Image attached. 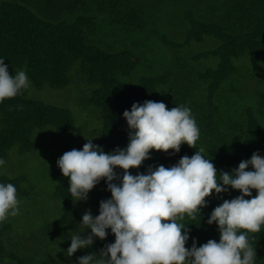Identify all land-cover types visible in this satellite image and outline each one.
<instances>
[{
	"label": "trees",
	"instance_id": "trees-1",
	"mask_svg": "<svg viewBox=\"0 0 264 264\" xmlns=\"http://www.w3.org/2000/svg\"><path fill=\"white\" fill-rule=\"evenodd\" d=\"M205 38L218 46L193 54L194 45ZM157 54L164 72L141 76L154 69L150 61ZM0 58L10 75L25 71L37 92L61 94L63 105L29 98V87L0 103L4 161L15 147L19 154L38 149L39 133H50L60 150L47 161L81 150L88 132L75 120L83 117L99 123L93 144L106 153L124 148L129 130L123 112L133 103L160 102L161 89L169 94L168 109H191L200 139L194 148L182 144L175 154L150 151L151 159L139 169H129L131 174L145 173L150 165L172 166L200 149L218 173L231 172L254 152L264 157V0H0ZM207 60H216V67L198 71ZM116 172L123 174L119 168ZM50 174L57 179L52 200L62 203L64 213L45 231L56 242L70 244L73 231H84L82 215L90 210L97 216L99 202L111 194L101 180L86 201L74 203L68 178L60 170L51 169ZM0 182L12 183L17 194L25 195L19 188L21 179L0 177ZM239 195L230 188L220 197L213 194L206 198L201 218L185 217L182 222L190 236L185 247L191 248L192 238L197 247L210 239L219 242L217 225H208L207 219L224 199ZM7 230L6 222L0 223V260L5 257L2 237ZM107 231L104 241L94 240L97 253L114 243V235ZM249 240L256 248L257 264H264V226L250 233ZM10 260L21 264L15 256Z\"/></svg>",
	"mask_w": 264,
	"mask_h": 264
},
{
	"label": "clouds",
	"instance_id": "clouds-1",
	"mask_svg": "<svg viewBox=\"0 0 264 264\" xmlns=\"http://www.w3.org/2000/svg\"><path fill=\"white\" fill-rule=\"evenodd\" d=\"M4 61L0 58V103L30 84L23 70L10 75ZM123 119L129 130L124 148L106 153L93 144V137L86 139L81 150L67 151L56 162L68 178L74 203L86 201L101 180L111 194L99 202L97 216L90 210L82 215L84 231H73L65 255L71 258L78 250L91 248L95 239L104 241L110 230L114 243L106 244L98 254L78 257L76 264H257L249 234L264 226V157L260 152L231 172L218 173L200 149L172 166L150 165L145 173L133 175L128 170L139 169L151 159L152 150L175 154L182 144L194 148L200 129L189 107L168 109L165 103L150 100L133 103L123 112ZM4 164L0 159V167ZM117 168L123 170L122 175ZM229 188L240 195L224 199L207 219L208 225H217L219 242L210 239L197 247L192 238L191 248H186L190 236L182 221L201 218V209L208 206L206 198L220 197ZM19 204L16 187L0 182V223L19 215Z\"/></svg>",
	"mask_w": 264,
	"mask_h": 264
},
{
	"label": "rangeland",
	"instance_id": "rangeland-1",
	"mask_svg": "<svg viewBox=\"0 0 264 264\" xmlns=\"http://www.w3.org/2000/svg\"><path fill=\"white\" fill-rule=\"evenodd\" d=\"M217 46L218 44L213 39L205 38L202 43L195 44L191 51L193 54L203 53L212 51ZM167 59H169V56ZM150 62L154 63V69L151 72L146 70L140 75L146 76L151 73L153 77L160 76L164 72L160 68V54L151 56ZM216 65V60L202 61L198 71L214 69ZM254 72L259 73L256 70ZM136 82L137 79L134 83ZM29 88L31 91V94H28L29 98L37 99L46 104L63 107L59 103L61 94L46 91L37 92L30 84ZM160 96V102L165 103L167 106L169 97L167 91L163 93L161 89ZM72 112L74 113V111ZM75 122L77 126H81L85 132H88L84 137L85 143H87L86 139L91 138V135L95 137L92 142L99 137L100 126L98 122L88 117L76 118ZM30 140L34 141L32 136ZM36 142L39 148L28 153L19 154L18 147H15L10 152L5 164L0 167V177L21 179L22 182L19 188L26 191L25 195L17 194V198L20 201L19 215L10 216L5 221L8 225V230L2 237L5 257L0 260V264H17L10 260L11 256H15L21 264H76L78 257L97 252L91 247L78 250L69 258L65 255V252L70 244L59 240L56 242L55 238L45 231L46 225L59 219L64 213L63 207L61 206L62 203H56V201L52 200L57 179L53 178L50 174L51 169L60 170L56 162L62 154L59 158L49 159L50 162L45 159L48 155L55 156L54 153L57 155L60 151L55 149V141L50 133H39L36 137ZM75 143L79 144L77 142Z\"/></svg>",
	"mask_w": 264,
	"mask_h": 264
}]
</instances>
